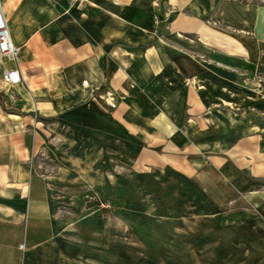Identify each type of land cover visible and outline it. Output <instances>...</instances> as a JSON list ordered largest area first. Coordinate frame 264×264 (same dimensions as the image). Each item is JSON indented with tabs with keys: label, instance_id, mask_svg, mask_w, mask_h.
<instances>
[{
	"label": "crops",
	"instance_id": "obj_1",
	"mask_svg": "<svg viewBox=\"0 0 264 264\" xmlns=\"http://www.w3.org/2000/svg\"><path fill=\"white\" fill-rule=\"evenodd\" d=\"M0 4L19 48L0 60V264H264V190L235 197L214 176L225 159L264 178V84L249 100L264 76L263 4ZM10 69L20 83L3 79ZM210 148L226 158L202 171ZM125 222L146 257L112 243Z\"/></svg>",
	"mask_w": 264,
	"mask_h": 264
},
{
	"label": "rangeland",
	"instance_id": "obj_2",
	"mask_svg": "<svg viewBox=\"0 0 264 264\" xmlns=\"http://www.w3.org/2000/svg\"><path fill=\"white\" fill-rule=\"evenodd\" d=\"M242 1H247V0H242ZM252 1L264 5V0H252ZM213 25L215 27H218L221 30H227V31H230V33H233L232 30L228 29V27L224 23L216 22ZM187 38L194 40L196 37L194 35L190 34V35H187ZM210 65L217 71H224V69H225L224 65H222L221 62H217L214 64L211 63ZM249 82H250L249 83V85H250V90H249L250 98H249V100L254 101V96H256V93H257L255 91H257V90L261 89V87H263L264 76H259V77H256L254 79H250ZM257 83H259V85ZM251 89H254L255 91H252ZM251 132H253V130H251ZM213 145H217V142L214 141ZM210 149L203 152L200 155V157H197V159L201 160L202 171H206V167L218 163L216 160H214L212 158L213 155H219L223 158H226V150L221 149L220 151H216V150H218V148H214L211 150ZM184 160H185L184 165L186 167V172H187V173H185L186 177L188 179H192L193 175H192L191 170H193V165H198V164L194 163L193 157L189 160L188 159H184ZM221 161H222V163L219 164L220 167H218V168H222L221 166H224V168L220 169L218 171V174H214L215 177H218V184L216 183L215 185H218L217 187L219 190H224L226 188L225 185H227V183H226L227 177H231V181L233 182V187H238V188H236V190H238V191L234 192L235 197L249 196V195L253 196V195H256V192L264 190V178H261V177L260 178H254L252 176L248 166L246 167L245 170H241V171L235 170V173H232L230 167L233 164L231 162H226L225 159H222ZM239 161L241 162V163L239 162V164L247 163V160H245L244 158H241ZM196 163H198V161H196ZM131 164L132 163L130 161H128L127 159H124V158L121 159V163L120 162H113V165L116 166V168H119L122 171V174H124V175L129 174V171L131 170L129 165H131ZM229 168H230V170H229ZM171 173H172L171 174L172 176L179 175L178 172H171ZM208 176H210L208 173L203 174V194H205L204 192H206L205 179ZM222 181H224L225 184ZM228 184H229V182H228ZM229 187H230V184H229ZM131 192L132 191L127 193V191H125L123 193V196H131ZM145 193H146L145 190L139 191L137 196H139V198H145ZM220 193H223V191ZM226 196H229L227 192H226ZM138 208L140 211L148 213L147 212V210L149 209L148 205L142 203L141 205L138 206ZM127 224L128 223H126V222L123 223L122 227L120 228L121 230L119 232L116 228V234L112 239V243L114 242L116 247L117 246L121 247L122 251H124V252L130 253L133 255L137 254L138 256L143 257V258L146 257L148 255L147 254V246L135 234V232H133V230H131L127 226ZM174 233L175 234L173 236H174V239L176 240L177 231H174Z\"/></svg>",
	"mask_w": 264,
	"mask_h": 264
},
{
	"label": "built area",
	"instance_id": "obj_3",
	"mask_svg": "<svg viewBox=\"0 0 264 264\" xmlns=\"http://www.w3.org/2000/svg\"><path fill=\"white\" fill-rule=\"evenodd\" d=\"M18 52L19 48L11 41L8 24L0 4V60L2 57H7L9 60H16ZM3 79L9 85L18 84L23 80L18 69L5 70ZM20 247L23 248V244H20Z\"/></svg>",
	"mask_w": 264,
	"mask_h": 264
}]
</instances>
